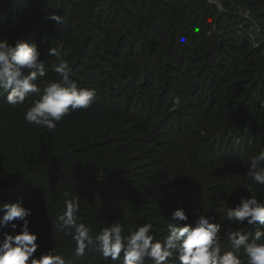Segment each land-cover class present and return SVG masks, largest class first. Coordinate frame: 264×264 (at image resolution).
I'll list each match as a JSON object with an SVG mask.
<instances>
[{
  "label": "trees",
  "instance_id": "1",
  "mask_svg": "<svg viewBox=\"0 0 264 264\" xmlns=\"http://www.w3.org/2000/svg\"><path fill=\"white\" fill-rule=\"evenodd\" d=\"M194 1L0 0V32L8 29L20 13H27L28 22L18 24L23 30L17 29L13 34L40 49L37 43L42 34L61 27L49 48L63 47L61 58L72 66L71 79L78 87L96 88L91 107L72 112L53 130L24 119L27 108L38 97H29L24 105L15 108L0 99V205L23 197L24 206L32 211L27 218L29 227L38 234L40 247L35 255L54 248L71 264H122L123 254L120 261L113 262L105 259L95 245L83 257H75V241L55 227L65 210V201L73 198L79 199L78 215L92 229L93 236L118 220L125 232L150 222L156 239L163 240L171 213L182 207L189 217L187 223L193 226L200 214L215 215L223 226L222 251L231 250L223 233L235 231L237 225L228 221L226 212L251 189L248 175L237 178L239 170L246 167L244 162L255 152L244 153L241 147L247 151L253 138L264 144V25L257 21L262 29L255 38L257 47L248 32L257 23L244 19L242 22L241 18L232 20L230 17L234 16L230 14L216 33H205L192 21L202 13L193 5ZM230 3L224 1L228 12L233 11ZM248 6L257 7L253 3ZM56 8L61 10L57 14L62 23L48 18ZM193 10L195 17L189 14ZM224 15L217 16L215 25ZM191 29L196 31L187 48L191 55L174 54L177 48H172L173 41L166 37L172 31L182 35ZM158 30L160 34L152 37ZM148 42L151 45L158 42L162 49L166 46L171 61L174 57L178 60L169 64L159 56L146 57L137 66L135 51L137 47L146 48ZM97 55L102 64L96 62ZM58 63L54 56L55 65L47 68L46 76L37 82L41 88L59 79L54 71ZM174 64L184 68L183 92H171L168 88L159 103L147 95L148 108L140 110L132 109L130 97L119 95L128 87L126 80L138 81L136 85H140L148 69L161 65L171 69ZM191 65L196 67L194 71L188 68ZM213 69H219L225 85L219 90L220 100L223 97L232 101V112L224 116L223 104L214 97L213 100H203L195 94L191 97L192 89L202 86L209 89L201 75L206 73L208 78ZM240 87L244 90H239ZM142 91L140 85L137 93ZM193 100L197 116L185 121V129L177 133L180 138L161 136L162 111L175 116L178 113L175 107ZM215 133L219 134L212 139ZM226 145L237 148L232 158L223 159L216 154L218 147ZM145 148L147 155L142 154ZM136 163L150 169L151 181L144 184L135 179L139 177L133 170L138 167ZM251 192L257 199H264L255 190ZM16 223L15 231L10 225L0 228V238L4 233H18L22 222ZM257 227L239 226L247 233H254ZM240 254L246 262L243 250ZM145 264L153 262L146 260ZM173 264L180 262L173 258Z\"/></svg>",
  "mask_w": 264,
  "mask_h": 264
},
{
  "label": "clouds",
  "instance_id": "2",
  "mask_svg": "<svg viewBox=\"0 0 264 264\" xmlns=\"http://www.w3.org/2000/svg\"><path fill=\"white\" fill-rule=\"evenodd\" d=\"M62 23L58 14L48 17ZM49 55L57 57L59 63L54 71L59 79L48 82L43 88L37 83L46 76L42 53L34 43L18 39L15 44L9 38H0V99L12 107L22 106L29 97H38L24 113L29 124L53 130L57 124L72 112L88 109L96 99L93 89L80 88L71 79L72 66L64 55L62 46L48 50ZM179 105V100L175 101ZM248 177L258 185H264V150L244 162ZM247 195H241L235 207H229L226 215L231 224H236L235 231L226 230L223 235L231 245V250L222 252V225L215 215H199L194 226L187 223L188 215L182 207L171 213L167 224V236L156 239L153 224L144 222L127 232L116 220L103 227L96 236L92 229L79 217L78 198L65 201V210L58 218L55 227L75 241L74 255L83 257L86 250L96 246L105 259L122 264H173V258L180 264H264V199H257L251 189ZM182 204V201H177ZM0 228L11 226L15 231L17 221L20 231L16 234L4 233L0 238V264H71V261L58 254L54 248L35 255L40 245L38 234L29 227L32 215L26 208L23 197L15 202L0 205ZM247 224L256 228L254 233L240 230ZM241 250L246 262L241 258Z\"/></svg>",
  "mask_w": 264,
  "mask_h": 264
},
{
  "label": "rangeland",
  "instance_id": "3",
  "mask_svg": "<svg viewBox=\"0 0 264 264\" xmlns=\"http://www.w3.org/2000/svg\"><path fill=\"white\" fill-rule=\"evenodd\" d=\"M224 1L225 3H230L231 8L233 11L228 12L227 8H225L224 6ZM195 0L193 3L194 6H198L199 10L198 12H202L201 16L199 18H194L192 21L197 22V24H199L197 26V28L199 27V29L202 31L204 30L205 33H210L213 31V33H216L217 30H219V27H221V25L224 24V19H226L227 14H230L234 17H230L232 18V20H237L241 18L240 21H242L243 19L245 21L249 20L251 21L253 24H256L257 21L261 24L264 25V18L260 19L262 17H264V0ZM249 3H253L254 5H256V9L248 6ZM2 6V5H0ZM36 8V7H35ZM33 8V10L35 9ZM32 10V11H33ZM31 11V12H32ZM53 12H55V14L59 13L60 11H58V8H56L55 10H52ZM221 14H226L224 16H221V20H219L215 25V20L217 18V16H220ZM53 14V13H52ZM189 14H193L192 17H195V12L190 11ZM229 18V19H230ZM242 21V22H245ZM26 23L28 22L27 20V13H20V16H18L16 19H14L10 25H8V29H4L2 32H0V38L3 37H7L9 38H14L12 42L15 44V42L20 39V37H16L13 33L15 30L20 29L21 27L18 25L20 23ZM22 25V24H21ZM204 25V26H203ZM218 25V26H217ZM46 26H49V24H46ZM235 27L236 24L234 25ZM223 27V26H222ZM242 26H239V28H241ZM196 28V31H197ZM20 30H23L20 29ZM62 30V28H58V29H54L53 33L47 34L44 33L42 34V37L39 39L37 45H40V52L42 53L41 55V59L44 61V65H45V70L47 68H50L51 66L55 65L53 64L54 62V56L52 57V55H49V48L51 46V43L54 42V40H56L60 34V31ZM259 30V31H258ZM261 26L258 25L257 26H251L249 27L248 32L252 35L251 40H254V44H256L255 46H259L257 45L258 43H256L255 38L259 35V33L261 32ZM196 31L195 29H191V31H188L189 33H183L182 35H176L175 31L171 32V36L170 37H166V40L170 39L171 41H173L172 44V48H177L174 49L173 53H177L181 56H183V54H189L191 55V50L187 49L190 45H191V41L190 39L193 38L196 35ZM221 31V29H220ZM258 31V32H257ZM222 32V31H221ZM160 34V31H156V33L154 34V38H156L158 35ZM104 37H102L103 39ZM130 39H134V37H129ZM148 46L146 48H142V50H140V47H137V50L135 51V56H134V63H136L137 66L143 64V62L146 61V57L149 58H153L154 56H159L162 57L163 60H165L167 63L169 64H173L174 61H177L178 59L174 57V60L171 61V57H169L167 54V50L166 49H162L159 45L158 42L155 43V45H151V42H148ZM48 48V49H47ZM126 49H124V51L121 52H125ZM179 52V53H178ZM140 53H142L140 55ZM132 54V53H130ZM133 55V54H132ZM98 58L96 59V62H99V64H102L100 62V56L97 55ZM228 62H224V64L227 65ZM225 65V66H226ZM224 67V66H223ZM171 69H166L164 68L162 65L158 66V67H152L150 69L147 70L146 73V78L142 79L140 82V85L143 89L142 93H137L139 92V87L140 85H136L138 83V81L136 83H133V81H129L126 80V84L128 85V87L123 91L120 92L119 95L124 97H130L132 99V109H144V108H148V105L146 104V98L145 96L149 95V97L155 99V101L157 103L159 102H163V98L165 96V94L167 93L166 90L169 88L171 89V92H183L185 88H182L184 81H186V75L184 73V68H181L180 65L174 64L170 67ZM190 70H195V66H189L188 67ZM107 70V69H105ZM198 70V69H197ZM197 72V71H195ZM194 72V73H195ZM110 75L113 74V72H109ZM184 73V74H183ZM193 73V74H194ZM220 72L219 69H213L211 70V73L208 74V78L206 73H203L201 75V78L206 79V83L208 82L209 84V89L207 87H201L200 89H192V95L191 97L195 94L196 95H200L201 98L204 99H208V100H213V97L215 98L216 101H219L220 103L223 104V110L221 112V115L224 116L226 114H229L232 112V107H231V100L229 98H227V100H224V98L222 97V101L220 100V93L219 90L221 88H225L222 85V81L220 80ZM236 78V76L234 77ZM80 80H84V78L80 79ZM108 81V79H107ZM106 81V83H108ZM105 81H102V83ZM205 83V82H204ZM145 84V88L144 85ZM243 84V83H242ZM78 85V84H77ZM136 85V86H135ZM89 85H85V87H88ZM182 86V87H181ZM180 87V88H179ZM182 88V89H181ZM195 88V87H194ZM89 89H93L95 90V87H89ZM197 90V91H195ZM239 90H244L243 87H240ZM126 93V94H124ZM197 93V94H196ZM173 94V93H172ZM190 100H192V98L189 97ZM117 102L114 100V103ZM123 105V103H122ZM196 101H192L190 104H185L182 105V107L178 108L175 107L174 109L178 111V113L175 116H172L171 113H169V111L167 112H163L162 114L164 115L163 119H162V123H163V132L161 134L164 135H171L172 138H180L179 134L180 132H183V130L185 129L184 124L186 123L185 121L187 119L193 118L195 116H197V111H196ZM161 122V121H160ZM161 123V124H162ZM180 127V128H178ZM219 133H215L212 137V139L215 136H218ZM219 139H220V135H219ZM258 138H253L250 140L249 144L246 148H249L247 151L245 150L244 147H241V151L243 150L244 153H248L249 151H254V155H256L261 148H264V144H259V142H255ZM216 140V138H215ZM259 144V145H258ZM217 146V145H216ZM215 146V148H216ZM236 147L234 145H226L223 147H218L216 154L217 156H222L223 159H227V158H232L235 154H236ZM146 150V148H145ZM143 151L145 153L142 152L143 155H147V150ZM257 152V153H256ZM252 153V154H253ZM251 154V155H252ZM148 157V156H147ZM138 167L135 166V170L138 174L139 177L135 176V179L137 180H141L144 184L148 183L150 180V175H151V171L149 168H145L144 166L141 167V163H136ZM138 168V169H137ZM221 169H223V167H219ZM236 173V172H235ZM246 174L247 175V167H244L242 169L239 170L238 173V178L237 179H243L241 175ZM242 182V181H239ZM251 183V189L255 190V194H257L258 196H262L264 198V185H258L256 184L254 181L250 180L249 181ZM224 252V251H222Z\"/></svg>",
  "mask_w": 264,
  "mask_h": 264
},
{
  "label": "built area",
  "instance_id": "4",
  "mask_svg": "<svg viewBox=\"0 0 264 264\" xmlns=\"http://www.w3.org/2000/svg\"><path fill=\"white\" fill-rule=\"evenodd\" d=\"M206 1H208V0H206ZM254 26H256V25H254ZM258 31H259V30H258ZM258 31H257V32H258Z\"/></svg>",
  "mask_w": 264,
  "mask_h": 264
}]
</instances>
